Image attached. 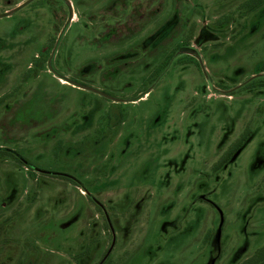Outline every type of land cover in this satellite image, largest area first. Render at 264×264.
<instances>
[{
	"label": "rangeland",
	"instance_id": "obj_1",
	"mask_svg": "<svg viewBox=\"0 0 264 264\" xmlns=\"http://www.w3.org/2000/svg\"><path fill=\"white\" fill-rule=\"evenodd\" d=\"M263 245L264 0H0V264Z\"/></svg>",
	"mask_w": 264,
	"mask_h": 264
},
{
	"label": "trees",
	"instance_id": "obj_2",
	"mask_svg": "<svg viewBox=\"0 0 264 264\" xmlns=\"http://www.w3.org/2000/svg\"><path fill=\"white\" fill-rule=\"evenodd\" d=\"M245 141V138H243V142ZM239 144H242L239 142ZM235 153V150L230 149L228 150L224 155L221 156L220 160L218 161V164H224L226 163ZM264 257V245L257 251L255 257H252L248 259L244 264H252L255 259L263 258Z\"/></svg>",
	"mask_w": 264,
	"mask_h": 264
}]
</instances>
